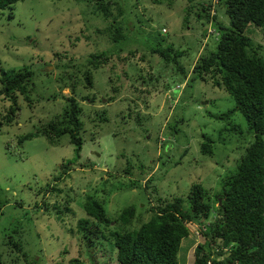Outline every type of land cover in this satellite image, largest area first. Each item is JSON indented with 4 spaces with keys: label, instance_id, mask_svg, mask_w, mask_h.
I'll use <instances>...</instances> for the list:
<instances>
[{
    "label": "rangeland",
    "instance_id": "374dc122",
    "mask_svg": "<svg viewBox=\"0 0 264 264\" xmlns=\"http://www.w3.org/2000/svg\"><path fill=\"white\" fill-rule=\"evenodd\" d=\"M105 1L113 14L118 7L124 12L117 18L123 21L124 40H111L113 18L96 13L93 2L85 0H20L12 19L10 10H0V67L27 65L34 71L30 99L18 95L19 114L9 124L2 115L10 102L0 98V254L5 264H26L7 244L9 235L36 264H69L71 258L119 264L109 231L137 228L159 204L186 198L192 183L202 184L214 202L220 181L253 140L238 111L228 121L214 116L234 106L225 90L211 81H190L200 52L216 47L215 36L203 37L205 17L196 8L186 15L196 0ZM198 1H212L218 21L229 25L222 3ZM246 34L264 46V27L249 24ZM167 47L184 51L179 57L183 70L151 52ZM100 51L109 58L94 68L89 55ZM87 70L93 74L91 85L84 80ZM68 96L81 107L77 157L68 135L56 144L41 134L19 144L21 135L61 117ZM231 124L239 133L228 129ZM207 138L211 154L201 151ZM68 160H75L70 170L64 167ZM148 177L152 186L145 189ZM88 196L103 201L109 226L79 231L78 219L88 217L83 208ZM130 205L135 216L123 226L119 213ZM187 226L179 264H192L194 247L204 241L196 222ZM95 228L105 236L97 237Z\"/></svg>",
    "mask_w": 264,
    "mask_h": 264
},
{
    "label": "trees",
    "instance_id": "16d2710c",
    "mask_svg": "<svg viewBox=\"0 0 264 264\" xmlns=\"http://www.w3.org/2000/svg\"><path fill=\"white\" fill-rule=\"evenodd\" d=\"M17 1L20 0H0V10H10L8 19L14 18L12 9ZM85 1L93 2L94 11L101 13L104 18H113L109 29L113 42L126 38L123 21L117 19L124 13L121 7L117 8V14H113L108 1ZM196 1V6L187 7L186 15L196 8L197 14L205 17L208 26L203 37L215 36L216 47L200 52L191 69L194 76L190 81H211L213 86L225 90L232 97L234 106L214 116L228 121L238 111L246 120L253 140L245 147L235 168L220 181L221 188L215 194L214 202L202 184L192 183L186 198L175 197L163 205L159 204L157 210L137 228L129 230L122 227L121 230L109 231L119 264H179L181 241L190 234L188 222H196L199 232L204 236V241L194 247L192 264H264V54H261L264 46L246 34L249 24L264 27V0H217L224 5L229 18L228 26L218 21L211 6L212 1L208 5L203 4L204 1ZM184 20H187V16ZM151 52L158 53L167 62L173 61L177 68L183 70L179 57L184 51L167 47L153 48ZM108 58L106 51L93 52L87 62L99 68ZM92 77L93 74L87 70L84 75L87 85L92 84ZM33 78L34 71L27 65L18 70L0 67V98H7L10 102L7 112L2 115L4 123H11L19 114L18 95L30 99L28 87ZM70 87L73 89L74 85ZM67 100L68 107L61 117L56 116L55 120L35 132L21 135L19 144L38 134L50 144H56L60 136L68 135L69 142L77 147V157L82 145L81 107L74 97L68 96ZM231 127L239 133L236 126L231 124L228 129ZM208 141L209 138L202 143L201 151L211 154L212 148ZM74 162L68 160L64 163L65 169ZM151 182L152 178L148 177L144 188H151ZM157 201L160 202L161 198L158 197ZM83 208L88 217L78 219L79 231L93 229L95 224L107 227L112 223L101 199L88 196ZM135 212L136 207L132 205L123 208L119 213L120 223L129 225ZM95 230L97 237L105 236L98 228ZM6 242L20 253L26 264H36L14 236H7ZM0 264H5L1 254ZM69 264L84 263L71 258Z\"/></svg>",
    "mask_w": 264,
    "mask_h": 264
},
{
    "label": "water",
    "instance_id": "95a60500",
    "mask_svg": "<svg viewBox=\"0 0 264 264\" xmlns=\"http://www.w3.org/2000/svg\"><path fill=\"white\" fill-rule=\"evenodd\" d=\"M218 203H219V204L221 203V200H220V199L218 200Z\"/></svg>",
    "mask_w": 264,
    "mask_h": 264
},
{
    "label": "built area",
    "instance_id": "2783aa9c",
    "mask_svg": "<svg viewBox=\"0 0 264 264\" xmlns=\"http://www.w3.org/2000/svg\"><path fill=\"white\" fill-rule=\"evenodd\" d=\"M211 13H213V10L211 11ZM198 233V232H197Z\"/></svg>",
    "mask_w": 264,
    "mask_h": 264
}]
</instances>
